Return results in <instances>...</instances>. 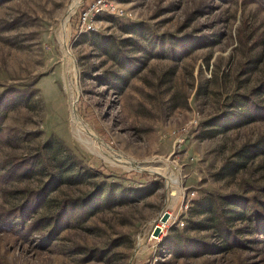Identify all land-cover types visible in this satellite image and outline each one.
Instances as JSON below:
<instances>
[{"label":"rangeland","instance_id":"obj_1","mask_svg":"<svg viewBox=\"0 0 264 264\" xmlns=\"http://www.w3.org/2000/svg\"><path fill=\"white\" fill-rule=\"evenodd\" d=\"M88 1L0 0V93L14 90L7 95L17 102L0 122V161L40 153L48 143L55 171L80 170L82 179L54 189L37 215L99 184L105 194L110 185L140 187L138 176L126 178L131 171L162 180L142 199L75 211L47 241L48 226L29 239L0 231V264H264V243L244 221L233 222L242 242L230 248L211 230L185 228L201 218L190 215L194 201L208 194L264 197V120L232 122L228 113L240 104L235 97L264 79V4L120 0L131 16L99 14L94 31L79 33ZM93 33L119 45L121 63L99 49ZM110 73L126 83L114 87ZM47 177L37 170L7 184L1 207ZM166 211L183 224L157 240L151 234ZM168 235L175 236L170 244Z\"/></svg>","mask_w":264,"mask_h":264},{"label":"trees","instance_id":"obj_2","mask_svg":"<svg viewBox=\"0 0 264 264\" xmlns=\"http://www.w3.org/2000/svg\"><path fill=\"white\" fill-rule=\"evenodd\" d=\"M264 4V0H261ZM92 36L95 42L99 45L102 52L107 53L119 63L122 62L118 56L119 45L105 36L93 33ZM84 39L85 35H83ZM116 47V49H115ZM118 51V53H117ZM131 61V60H130ZM130 65V62H127ZM109 82L114 87L121 88L120 84H125L127 79L119 73H110ZM258 88L252 89L249 94H242L237 100L240 104L233 105V111H229L232 122L248 123L255 120H264V103L259 100L260 95H264V79L261 81ZM120 83V84H119ZM14 90L6 89L0 93V122L7 110L13 108L17 102H11L8 99L9 93ZM8 94V95H7ZM235 104V103H234ZM213 132V131H212ZM0 129V142L5 140ZM209 136V135H208ZM50 144L46 143L41 147L40 153L29 155L16 160L0 161V192L6 194L10 190H5V186L18 178H26L31 174L42 170L48 174L47 179L42 182L39 187L28 188L18 193H22L15 202H12L9 207H1L0 205V231L14 232L19 236L28 238L34 228H39L40 225L48 226L46 241L51 239L59 230L69 224V215H73L75 211H84L91 213L96 209L110 205L119 201L125 202L136 198H144L147 194H151L156 188L157 180H162L158 176L138 175L135 171L126 174L127 179L138 176L140 187L127 189L126 187L114 191L113 186L108 187V194L104 192V186L99 184L94 191L78 198H63L56 208L49 214H38L48 201L50 193L58 188L66 180L82 179L80 170L68 176L60 171H55L50 162ZM252 154L258 150L252 149ZM256 155V154H254ZM75 158V157H74ZM73 164L75 159H73ZM232 166V165H229ZM237 164L234 165L235 169ZM155 186V187H154ZM259 190L264 191V185L259 186ZM199 214L200 219L189 218L188 225L185 228L211 230L212 236L217 237L224 248L241 245V229L233 226L235 220L244 221L246 227L252 234L259 236V241L264 243V197L261 193L254 192L247 196L241 191L231 192L227 194H208L201 199L194 201L190 208V215ZM185 230V229H184ZM175 236L168 235L165 239L167 244ZM170 240V241H169ZM169 241V242H168ZM189 241H194L193 238ZM208 245L209 243H205ZM39 245H43L40 242ZM212 247V246H210ZM221 247V248H222ZM218 247L208 248L215 250Z\"/></svg>","mask_w":264,"mask_h":264},{"label":"built area","instance_id":"obj_3","mask_svg":"<svg viewBox=\"0 0 264 264\" xmlns=\"http://www.w3.org/2000/svg\"><path fill=\"white\" fill-rule=\"evenodd\" d=\"M104 13L113 14L118 17L131 16L130 13L126 12L124 8L121 7L120 0H89L79 14L77 24L78 32L82 33L94 31L96 29V16ZM186 200L187 202L181 206L182 209H186L188 207L189 199ZM164 213H168L167 221L165 223L157 222L153 228V232L155 227H160V231L157 236H154L153 232L151 234V236L157 240H160V238L166 235L169 226L183 224L182 220H180L179 216L176 214H172L168 211ZM164 213L162 215H164ZM154 262V260H148L142 262L141 264H154Z\"/></svg>","mask_w":264,"mask_h":264},{"label":"water","instance_id":"obj_4","mask_svg":"<svg viewBox=\"0 0 264 264\" xmlns=\"http://www.w3.org/2000/svg\"><path fill=\"white\" fill-rule=\"evenodd\" d=\"M167 219H168V213H164V215L160 219V222L165 223L167 221ZM159 231H160V227H155L153 235L157 236Z\"/></svg>","mask_w":264,"mask_h":264}]
</instances>
